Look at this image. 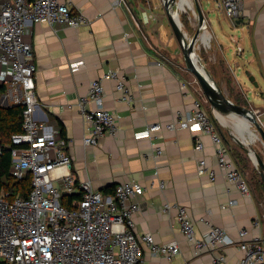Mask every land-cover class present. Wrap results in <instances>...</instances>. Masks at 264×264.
I'll return each mask as SVG.
<instances>
[{"label": "crops", "instance_id": "0c3cea01", "mask_svg": "<svg viewBox=\"0 0 264 264\" xmlns=\"http://www.w3.org/2000/svg\"><path fill=\"white\" fill-rule=\"evenodd\" d=\"M241 1L243 15L234 22L219 7L220 0H199L208 24L202 30L199 51L217 80V65L227 67L250 105H254L248 98L251 87L264 105V0ZM177 3L179 14L188 9L193 12L191 0ZM72 4L73 11L86 17L89 24L79 28L32 24L26 40L32 45L37 66L36 118L55 130L60 131L59 124L64 128L76 181H90L107 195L129 181L143 186L145 192L138 198L141 211L134 217L137 237L151 234L159 245L177 243L179 252L171 260L153 256L142 242L141 264H215L218 253L226 256L227 264H239L243 256L238 249L240 232H249L247 241L264 236L263 217L252 191L245 196L226 181L209 136L189 128H166L175 123L178 111L191 118L198 98L190 77L164 55L176 42L167 16L156 15L160 6L154 0H73ZM144 13L150 17L148 23ZM194 20L191 18L193 25ZM112 71L126 77L132 102L119 101L114 83L104 82L105 106L116 113L119 131L114 137L104 135L96 146H86L88 128L79 101L88 95L93 80ZM247 73L255 77L257 87ZM0 105L13 104L4 102L1 95ZM88 107L93 109L94 105ZM255 109L260 119L262 114ZM157 123L163 128L146 136L145 130ZM198 140L202 151L196 150ZM156 149H161L160 156ZM202 160L207 165L203 173L199 165ZM232 200L237 204L230 205ZM166 203L187 207L197 238L213 225L225 230L236 245L198 251L182 234L176 212H160ZM258 219L259 231L253 226Z\"/></svg>", "mask_w": 264, "mask_h": 264}, {"label": "built area", "instance_id": "2783aa9c", "mask_svg": "<svg viewBox=\"0 0 264 264\" xmlns=\"http://www.w3.org/2000/svg\"><path fill=\"white\" fill-rule=\"evenodd\" d=\"M73 0H0V82L6 86L4 106H23V132L12 136L11 176L16 181L31 175V191L24 198L3 192L0 196V264H141V243H146L151 255L171 260L179 252V245H159L151 234L140 239L135 230L134 217L141 211L138 198L145 190L135 181L116 186L112 195L97 191L90 181L77 182L73 174V159L68 153L69 143L60 131L39 122L36 72L37 66L31 43L26 38L32 24L46 23L55 28L65 25L79 28L89 24L82 14L73 11ZM219 7L227 17L238 21L244 10L241 0H220ZM152 16V15H150ZM146 23L149 15L144 13ZM152 19V18H151ZM114 83L120 93L119 101L132 102L126 77L112 71L93 80L86 97L79 101L82 118L88 128L86 146H96L104 135L116 136L119 124L116 113L105 106L104 82ZM92 103L93 109L88 105ZM160 123L150 125L145 135L160 131ZM167 130L189 128L211 138L218 168L230 185L241 194L251 190L241 169L234 160L231 147L216 122L197 99L191 118L182 111L176 113L175 123ZM197 151L203 150L198 140ZM0 148V153H1ZM161 149H156L160 156ZM200 172L207 169L200 161ZM214 177L215 173L210 171ZM165 187L164 183L160 185ZM81 195L79 203L69 209L62 204L66 196ZM237 204L236 200L230 205ZM175 211L182 234L194 243L198 251L235 246L225 230L210 225L202 238H197L195 223L187 207L180 203H166L160 212ZM202 222L207 223L205 219ZM261 229L259 219L253 224ZM247 230L240 232L238 249L242 253L239 264H264V236L259 234L247 241ZM215 264H227L225 255L218 253ZM187 264H191L190 262Z\"/></svg>", "mask_w": 264, "mask_h": 264}, {"label": "rangeland", "instance_id": "374dc122", "mask_svg": "<svg viewBox=\"0 0 264 264\" xmlns=\"http://www.w3.org/2000/svg\"><path fill=\"white\" fill-rule=\"evenodd\" d=\"M154 2L156 3V5L159 4V6H160V10L156 9V12H155L156 15L159 12L160 14H163L165 16L166 11L164 9L163 0H154ZM191 2H192V6H193V0H191ZM193 11H194V6H193ZM180 15H181V13H180ZM194 17H195L194 13L189 9L187 10V12H184L180 17V22L182 24L183 32H185L189 38H192V36L197 31L196 21L194 20L196 18H194ZM191 18H193V20H194V25H193V23H191ZM171 37L174 39V42H175L176 39H175V36H174V33L172 30H171ZM197 47H198L197 52H198V55L200 57L201 63L204 65L205 69L212 76L214 81L220 87L222 86L221 89L224 88V90L227 91V94L223 91L226 94V96H228L233 102H235L237 104L241 105L240 102L246 103L244 105H241V106H244L245 108L251 109L253 111L257 110L255 108H258V112L262 114V117L259 119V121L264 125V105H262L263 101H262L260 94H258V91L251 87L252 91H251V93L248 94V98H249V101H251L254 105H250V103L245 99V96L241 92L240 88L238 87L233 76L231 75V72H229L227 67H224V66L219 65V64L217 65L218 66L217 72L220 75V76H216L219 80L218 81L213 76V72H215V71L211 70L209 67H207L205 65L201 51H199L200 50L199 49V43H198ZM164 55L173 64H175V65L178 64V66H180L182 68V71L190 77V79L192 81V86L195 89L196 94L198 96L197 99L202 103V105L204 106V108L208 112L209 116L214 119V121L216 122V124H217V126L221 132V134L223 135V137L225 138V140L227 141V143L229 144L231 149L239 148V150H241V148L238 146V144L235 141L236 140L235 138H238L242 141L238 132L236 131V127L239 125L241 128L240 133L242 135H244L246 138H249L251 140L249 142L250 147L252 149H254L258 155L261 156V158L264 162V144L262 141H260L259 133L256 131L255 126L252 123H250L249 121H242L244 118L240 117V116H238L237 118L220 116V117H224L226 119L227 124L221 122V120L215 119V115L213 114V110H212L210 104L208 103L200 85L198 84L195 77L186 70L184 57H183L182 51H181L180 46H179L177 41L175 42L174 47H170L167 50H165ZM198 63H199V61H198ZM219 82H221V85ZM236 146H237V148H236ZM240 152L244 154L243 158L245 159V162H246V165H243L244 170H245V173H244L245 179L249 185L250 190L252 191V193L254 195L256 202L259 205L260 215H261V217H263L262 221L264 223V182H263L261 175H260L261 170H260L259 166H257L255 164V162L251 159V157L247 153H245L243 150H241Z\"/></svg>", "mask_w": 264, "mask_h": 264}, {"label": "water", "instance_id": "95a60500", "mask_svg": "<svg viewBox=\"0 0 264 264\" xmlns=\"http://www.w3.org/2000/svg\"><path fill=\"white\" fill-rule=\"evenodd\" d=\"M176 1L177 0H163L166 16L174 33L175 39L182 51L186 70L195 77L198 84L200 85L208 103L213 110L215 119L219 120L217 117V115H219L232 118H237L240 116L249 120L255 126V129L260 136L259 139L264 144V125L259 121L257 114L253 110L233 102L228 96H226L221 87L214 81L212 76L201 63L197 52V45L201 39L202 30L207 29L208 24L203 14L199 0H193V13L198 22V29L192 38H189L188 35L183 32L180 20L177 21L173 15V6ZM239 22L242 23V21ZM197 61H199V67L197 65ZM247 76L249 81L257 87L258 83L255 81V77L251 76L249 73H247ZM235 139L238 146L251 157L257 166H259L261 170L260 175L264 182V162L261 156L250 147V143H245L238 138Z\"/></svg>", "mask_w": 264, "mask_h": 264}, {"label": "trees", "instance_id": "16d2710c", "mask_svg": "<svg viewBox=\"0 0 264 264\" xmlns=\"http://www.w3.org/2000/svg\"><path fill=\"white\" fill-rule=\"evenodd\" d=\"M145 2V0H143ZM6 91V86H0V96ZM24 107L23 106H4L0 105V196L3 192L10 193L11 199L16 196L26 198L31 191V175H28L22 181H16L10 174L12 166V152L9 145L12 143V136L23 132L24 120ZM61 136L65 137L64 128L59 124ZM237 148V146H236ZM233 157L241 169L245 173L244 166L246 165L244 154L241 153L239 148L231 149ZM108 191V190H107ZM115 191L110 192L113 194ZM81 195L66 196L62 199V204L69 209L74 208V202L79 203Z\"/></svg>", "mask_w": 264, "mask_h": 264}, {"label": "bare ground", "instance_id": "6f19581e", "mask_svg": "<svg viewBox=\"0 0 264 264\" xmlns=\"http://www.w3.org/2000/svg\"><path fill=\"white\" fill-rule=\"evenodd\" d=\"M177 7H179V5H178V3H177V1H176V3H175L174 6H173V15L175 16L176 20L179 21V19H180V14H179V10L177 9ZM181 28H182V26H181ZM182 30H183V29H182ZM197 65H198V67H199V63H198V61H197ZM217 117L219 118V120H221V122L227 124L226 119H225L224 117H220L219 115H217ZM234 118H236V117H234ZM230 121H231V120H230ZM242 121H249V120H247V119L244 118ZM242 121H241V122H242ZM249 122H250V121H249ZM250 123H251V122H250ZM240 130H241V128H240V126L238 125V126L236 127V131L238 132L240 138H241L242 141H244L245 143H249L251 140H250L249 138H246L244 135H242V134L240 133ZM248 139H249V140H248Z\"/></svg>", "mask_w": 264, "mask_h": 264}]
</instances>
